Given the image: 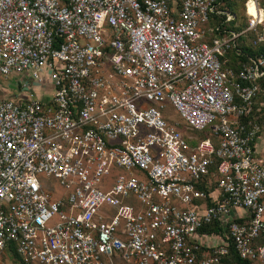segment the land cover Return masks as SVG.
I'll list each match as a JSON object with an SVG mask.
<instances>
[{
	"label": "built area",
	"instance_id": "obj_1",
	"mask_svg": "<svg viewBox=\"0 0 264 264\" xmlns=\"http://www.w3.org/2000/svg\"><path fill=\"white\" fill-rule=\"evenodd\" d=\"M244 15L236 30L226 0H0V76L19 87L0 94V264H264V51L228 56L247 32L264 43L262 0Z\"/></svg>",
	"mask_w": 264,
	"mask_h": 264
},
{
	"label": "trees",
	"instance_id": "obj_2",
	"mask_svg": "<svg viewBox=\"0 0 264 264\" xmlns=\"http://www.w3.org/2000/svg\"><path fill=\"white\" fill-rule=\"evenodd\" d=\"M246 0H226V6L231 10L235 19L230 21L227 26L240 30L246 26V16L244 15V2ZM262 4L264 6V0H262ZM236 23V25H235ZM254 34L252 32H247L241 35L237 40V47L239 48V52L237 53L235 50H231L228 54L229 56V65L235 69L240 67L242 62H246L248 56H255L257 53L264 51V43L263 44H253ZM261 90L257 95V99L259 101H264V79L260 80ZM207 136V130H203L199 134V138H204ZM203 232L217 231V228L212 225L209 227H205L202 229ZM232 259L237 264H250V261L243 260L240 257L233 255Z\"/></svg>",
	"mask_w": 264,
	"mask_h": 264
},
{
	"label": "rangeland",
	"instance_id": "obj_3",
	"mask_svg": "<svg viewBox=\"0 0 264 264\" xmlns=\"http://www.w3.org/2000/svg\"><path fill=\"white\" fill-rule=\"evenodd\" d=\"M249 12L252 13L253 12V7L250 5L249 6ZM17 77L16 76H11V78L9 79H5L4 77L0 76V94H13L15 92H17L19 90V87L17 85ZM259 100H256V107L257 109L260 108L258 111H256L255 115H257V123L260 127V131L263 132L264 131V101H262V103L259 104ZM164 117L169 119L170 121L173 122H178V125L180 126V128L186 133V134H191L194 137L199 136L200 132L202 131H191L188 127V125L186 124V122L180 117V115L176 112V110L174 108H172V106L168 103L166 110L163 113ZM258 149V148H257ZM259 150V149H258ZM264 152V151H263ZM261 155H264L261 154ZM43 181V186L44 188L48 189V190H53L55 193H58L59 191H61V193H63V189L61 187V185L59 184L57 179L54 178H49L46 177L44 175H40Z\"/></svg>",
	"mask_w": 264,
	"mask_h": 264
},
{
	"label": "crops",
	"instance_id": "obj_4",
	"mask_svg": "<svg viewBox=\"0 0 264 264\" xmlns=\"http://www.w3.org/2000/svg\"><path fill=\"white\" fill-rule=\"evenodd\" d=\"M253 116H255L256 118L258 117L257 115H255V113H254ZM255 143H256V148L259 149V150L257 149L258 152L260 154H263L264 153L263 152L264 151V131L263 132H261V131L259 132V136L256 139ZM201 239H202V242H204V243L209 242V241H213V239L210 238V237H202Z\"/></svg>",
	"mask_w": 264,
	"mask_h": 264
},
{
	"label": "bare ground",
	"instance_id": "obj_5",
	"mask_svg": "<svg viewBox=\"0 0 264 264\" xmlns=\"http://www.w3.org/2000/svg\"><path fill=\"white\" fill-rule=\"evenodd\" d=\"M252 6L253 7V12L252 13H255V9H254V6H253V4H251V2H249V4H248V9H249V6ZM249 11V10H248Z\"/></svg>",
	"mask_w": 264,
	"mask_h": 264
}]
</instances>
